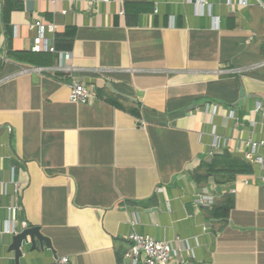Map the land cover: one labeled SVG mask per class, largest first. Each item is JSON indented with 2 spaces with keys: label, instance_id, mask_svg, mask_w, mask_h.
<instances>
[{
  "label": "crops",
  "instance_id": "obj_1",
  "mask_svg": "<svg viewBox=\"0 0 264 264\" xmlns=\"http://www.w3.org/2000/svg\"><path fill=\"white\" fill-rule=\"evenodd\" d=\"M197 1L0 0V264H16L29 227L51 247L25 244L17 264H120L133 232L179 239L170 264H264L259 170L193 180L209 153L245 161L247 141H264V6ZM68 29L69 52L32 51ZM74 80L90 105L69 102ZM225 195L233 209L211 218Z\"/></svg>",
  "mask_w": 264,
  "mask_h": 264
},
{
  "label": "built area",
  "instance_id": "obj_2",
  "mask_svg": "<svg viewBox=\"0 0 264 264\" xmlns=\"http://www.w3.org/2000/svg\"><path fill=\"white\" fill-rule=\"evenodd\" d=\"M204 3V0L197 1V4L200 5ZM238 3L240 6H244L245 2L243 0H239ZM260 4L261 6H264V0H261ZM35 27L38 28L40 35L44 34L45 27L43 25L36 23ZM48 29H51V27ZM42 42L45 43L43 46H41ZM41 50H45L47 52L55 51L49 41L38 37L34 39L32 51L39 53ZM68 100L74 105H90L95 100L94 89L87 86L82 81L74 80L69 88ZM141 126L144 127L145 125L141 123ZM212 154L213 153H209V156H212ZM243 158L251 167H255L259 170L260 174L258 179L264 183V141L249 139L246 143V151ZM205 201H207L208 204H213L212 197L203 199L202 203ZM8 212V221L14 222L16 219V213L18 212L17 206L9 207ZM128 242L130 243V247L123 255L122 262L120 264H170L176 256L175 245L177 246L180 240L176 239L174 242L164 240L161 241L148 235L133 232L128 236ZM67 261V258H63L60 260V264H66ZM181 261L182 264H185L183 260Z\"/></svg>",
  "mask_w": 264,
  "mask_h": 264
},
{
  "label": "trees",
  "instance_id": "obj_3",
  "mask_svg": "<svg viewBox=\"0 0 264 264\" xmlns=\"http://www.w3.org/2000/svg\"><path fill=\"white\" fill-rule=\"evenodd\" d=\"M9 12V5L3 7V13ZM5 20V17H4ZM6 21V20H5ZM5 37L6 41H11L12 38V30L9 28L5 29ZM75 36L74 29H68L63 34H56L54 36V49L56 52H69ZM24 59H28L27 55ZM111 100H107L109 104L114 106L116 109L122 110L137 120L141 119L140 115V106L134 104L132 102L125 101L123 99H119L113 97V95L109 96ZM126 105V107H124ZM201 168L204 170V174L195 175L193 180L196 183L207 181L212 179L214 183L226 184L228 182L233 181L236 177L242 175H249L252 173V167L237 158H233L230 155L224 154H212L210 160L203 161ZM233 196L225 195L222 198V201L209 209L207 212L210 217L213 219H226L229 215V212L233 209Z\"/></svg>",
  "mask_w": 264,
  "mask_h": 264
},
{
  "label": "water",
  "instance_id": "obj_4",
  "mask_svg": "<svg viewBox=\"0 0 264 264\" xmlns=\"http://www.w3.org/2000/svg\"><path fill=\"white\" fill-rule=\"evenodd\" d=\"M33 3L32 1L26 2V10L28 12L32 11ZM216 154H222L221 151H218ZM25 244L30 245V250L34 251L37 249V244L39 248H42L45 245L47 248H50V241L40 233L38 227H29L21 231L19 234L15 235L12 239L10 250L15 254L16 264L18 263L19 258L22 256V246Z\"/></svg>",
  "mask_w": 264,
  "mask_h": 264
}]
</instances>
